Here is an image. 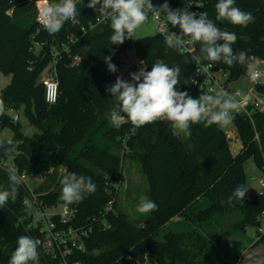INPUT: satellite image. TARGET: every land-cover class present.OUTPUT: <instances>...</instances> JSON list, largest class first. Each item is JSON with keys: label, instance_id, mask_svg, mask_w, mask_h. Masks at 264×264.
I'll return each mask as SVG.
<instances>
[{"label": "trees", "instance_id": "1", "mask_svg": "<svg viewBox=\"0 0 264 264\" xmlns=\"http://www.w3.org/2000/svg\"><path fill=\"white\" fill-rule=\"evenodd\" d=\"M35 1L0 0V72L11 76L8 85L0 89V119L2 126H11L14 132L11 144L9 140H0V155L13 161L16 175L42 178L33 191L39 194L45 208L65 204L59 199L64 175L91 177L96 191L71 204L70 223L92 228L84 241L85 252L76 253L72 261L129 264L122 258L128 254L136 259L146 255L157 264H200L206 259L208 243L214 244L218 238V233L213 232V217L217 214L230 217L236 228H254L259 237L264 195L245 194L243 201L231 203L227 198L237 185L248 186L244 166L249 159L264 176V109L252 113V123L241 115L232 118L236 138L242 144L236 155L231 153L227 135L217 124L190 125L187 142L175 134L167 120L147 123L133 133H129L128 124L120 128L107 126V113L117 101L103 86L104 80L115 74L108 70L104 57L111 56L118 68L121 54L131 47L130 38L119 45L111 44L112 30L107 21H97L101 14L87 7L89 0L77 4L76 23L66 22L59 32L49 33L36 22ZM179 1L151 0L161 4ZM201 1L205 3L207 17L217 27L236 34L234 53L244 50L253 62H264V0H236V7L254 17L247 26L216 21L217 0ZM68 36L77 40L57 58L59 96L55 104L47 105L39 76L51 63L48 44L65 41ZM134 48L148 70L157 60L169 67L178 66L179 83L174 87L193 98L200 95L189 82L196 66L193 56L167 47L157 34L135 39ZM196 48L195 55H199V42ZM75 55L80 62L72 65ZM212 65L228 74L227 82L246 73L245 66L238 63ZM261 79L264 80V74ZM254 88L257 95L264 97V83L257 82ZM22 106L40 133L27 137L14 126L6 111ZM128 133L125 149L123 138ZM135 147L142 150L140 156L134 152ZM123 158H138L141 172L148 180V199L157 204V209L147 214L143 226L117 207L118 188L108 184L109 179L114 181L121 173ZM51 167L53 172L48 173ZM60 168L65 172L59 173ZM9 174L0 169V189L8 186ZM29 195L27 186L20 183L15 202L9 201L0 208V264H8L18 237L38 236L31 209L24 203ZM111 200L112 210L106 211ZM174 217L176 220H171ZM183 224L187 229H171ZM260 242H264V233L254 245ZM37 252L39 264H60L59 259L39 247Z\"/></svg>", "mask_w": 264, "mask_h": 264}, {"label": "clouds", "instance_id": "2", "mask_svg": "<svg viewBox=\"0 0 264 264\" xmlns=\"http://www.w3.org/2000/svg\"><path fill=\"white\" fill-rule=\"evenodd\" d=\"M80 2L81 0H57L55 3H46L40 10L38 19L47 32H59L66 22H77V4ZM235 3L236 0H217L216 21H227L240 26L252 23L253 15L236 7ZM87 7L99 11L108 22L112 30L111 44L116 45L134 37L136 29L146 21L148 11L154 8L163 11L166 13L167 23L179 29L175 35H165L167 47L179 51L185 46L183 38L186 36L187 43H200L199 55L192 57L196 64L207 61L210 67L215 62L228 66L238 63L245 66L251 81L264 83L261 79L264 70H257L260 63L253 62L244 50L233 52L232 45L236 43V34L221 30L205 12L196 14L187 10H169L167 3L156 8L151 0H89ZM104 61L110 72L117 71L116 65L111 62V56H105ZM203 70L207 71V68ZM179 75L178 66L169 67L163 61L157 60L151 65V70L141 67L137 72L130 73V81L117 77L115 83L106 88V92L117 101L116 106L107 113L109 122L120 128L125 122L141 127L153 121L167 120L171 128L185 134H190L192 124L203 122L208 127L213 124L228 125L231 122L232 113L241 107L239 101L223 89L215 95L200 94L193 98L186 91H179L174 87L179 83ZM213 106L216 110H213ZM8 143L11 144L12 141L9 140ZM20 183L19 176L15 173L9 174L8 186L0 189V208L9 201L15 202ZM61 185L59 199L66 205L79 202L86 194L96 191L91 177L77 176L75 173L64 175ZM247 190V187L237 185L228 196L227 202L243 201ZM24 203L27 208L31 207L28 201ZM156 209L157 204L147 198L141 199L136 206V211L140 214H148ZM38 244L39 241L30 236L18 237L8 264H39Z\"/></svg>", "mask_w": 264, "mask_h": 264}, {"label": "built area", "instance_id": "3", "mask_svg": "<svg viewBox=\"0 0 264 264\" xmlns=\"http://www.w3.org/2000/svg\"><path fill=\"white\" fill-rule=\"evenodd\" d=\"M46 3H50L49 0H37L35 1L36 15L35 19L41 28L43 23L38 19L39 12ZM154 7L159 8L161 3H152ZM169 10H187L196 14L206 13L205 3L201 0H180L174 4H167ZM200 5H203L201 7ZM146 11L147 8H146ZM148 16L153 21L155 26V34L160 36L165 41L166 34H177L179 32L178 27L173 28L166 21V13L158 9H153L148 11ZM104 18L101 16L97 21H102ZM185 40V46L179 50L183 55L194 56L196 54L197 48L196 43H187L188 37L183 38ZM77 40V37L68 36L65 41L51 42L48 44L49 55L51 57V63L46 66L39 76V83L42 85L44 90V101L47 105H53L57 102L59 96L58 80L55 64L58 56L67 52L69 50V45L73 44ZM131 47L126 49L120 56L119 66L115 74L104 80L103 86L105 88L110 87L115 83L116 78L120 77L126 81H130V73L137 72L141 67L147 68V64L143 58H141L134 48L135 39L130 38ZM144 63H141V62ZM80 62V57L78 55L73 56L71 60L72 65H76ZM257 63V62H256ZM209 63L196 64L193 72L189 76V82L198 89L200 94H211L215 95V92L223 89L225 92L233 96L234 99L241 103V107L232 113V118L237 115L244 116L251 123L253 122L252 113L256 110L264 109V97L257 95L255 88L250 90L249 94L242 95L240 92H235L228 87L227 80H222L226 73L220 69L215 68L213 65L208 66ZM207 71H204V68ZM262 78V75H261ZM194 81V83H193ZM257 83V82H256ZM255 83V84H256ZM239 94V95H237ZM213 109L215 107L213 106ZM14 110L9 109L7 112H13ZM13 122L18 120V115L14 118H10ZM123 124L129 125V133H133L137 128L129 122ZM2 120L0 119V131L2 129ZM126 134L123 138V146L126 149V140L130 137V134ZM257 134H255V139H257ZM15 164L12 160L6 159L0 155V169L8 171L9 173H14ZM59 173L65 172L64 169H59ZM53 172L51 167L48 173ZM21 178V183L25 184L29 189V197L24 201H28L31 205V214L33 217V224L38 228V236L35 240L39 241L38 247L44 252L60 260V264H81L80 261H72L76 253L85 252L84 241L91 233V226H73L70 221L73 216V210L70 205L61 204L60 210L58 212H50L49 210L55 207L45 208L43 207L42 201L39 199V194L35 193L31 186L29 185V180L36 177H29L24 173L17 174ZM110 183V182H108ZM262 188L261 193L264 195V178L259 181ZM118 188V186H115ZM111 200L107 206L106 211L112 210ZM261 225L258 228L259 237L264 233V212L261 214ZM257 237V238H259ZM124 260L128 261L129 264H157L155 261H151L148 256H143L142 259L131 258L128 254L122 257Z\"/></svg>", "mask_w": 264, "mask_h": 264}, {"label": "rangeland", "instance_id": "4", "mask_svg": "<svg viewBox=\"0 0 264 264\" xmlns=\"http://www.w3.org/2000/svg\"><path fill=\"white\" fill-rule=\"evenodd\" d=\"M36 9V7H35ZM11 13V11L9 12ZM155 26L153 21L147 16L146 21L136 29L133 39L144 36L154 35ZM38 47H35V51ZM228 74L221 81L227 80ZM11 76L4 75L0 72V89L4 88L10 82ZM256 82L251 81L247 74L244 73L236 79H231L228 82V87L235 92H240L242 95L250 93ZM217 92H215L216 94ZM216 110V109H213ZM34 112L33 108L30 110ZM10 118L18 115V125L13 122L14 126H18L24 136L31 137L40 133L37 125L30 123V120L25 114L24 107H20L13 112H7ZM105 125L111 124L107 119ZM227 135L230 151L236 155L242 148L241 142L236 138V129L233 121L228 125H217ZM175 134L180 136L185 142L186 134L174 129ZM14 132L11 126H3L0 131V140L8 141L13 139ZM190 146V145H189ZM191 149V148H190ZM134 152L140 156L143 152L139 148H134ZM192 150V149H191ZM245 173L248 177V190L246 195L261 193L259 181L264 178L259 169L254 164L253 160L249 159L244 166ZM42 182V178H32L29 180L31 188H36ZM108 184L118 186L117 190V207L126 213L129 218L137 222L139 226H143V221L147 214H140L136 211V206L141 199H148V180L142 174L138 158L129 159L123 158L121 161V173L114 181L109 179ZM60 206L50 209V212H58ZM230 217L222 214H217L213 217L214 229L217 232L218 238L214 244L208 243L205 255L206 259L200 264H264V242L254 245L257 241L254 228L245 230L234 227L230 222ZM239 217L235 218L238 219ZM234 220V221H235ZM173 231L185 230L187 227L183 225L174 226ZM255 252L257 255L251 254ZM245 256V257H244Z\"/></svg>", "mask_w": 264, "mask_h": 264}, {"label": "water", "instance_id": "5", "mask_svg": "<svg viewBox=\"0 0 264 264\" xmlns=\"http://www.w3.org/2000/svg\"><path fill=\"white\" fill-rule=\"evenodd\" d=\"M260 63V65L257 66V70H264V62H257ZM71 206V204H69ZM176 219V217L172 218L171 220Z\"/></svg>", "mask_w": 264, "mask_h": 264}, {"label": "crops", "instance_id": "6", "mask_svg": "<svg viewBox=\"0 0 264 264\" xmlns=\"http://www.w3.org/2000/svg\"><path fill=\"white\" fill-rule=\"evenodd\" d=\"M175 220H176V219H175ZM251 254H252L253 256L257 255L255 252H252V251H251ZM244 257H245V256H244Z\"/></svg>", "mask_w": 264, "mask_h": 264}]
</instances>
